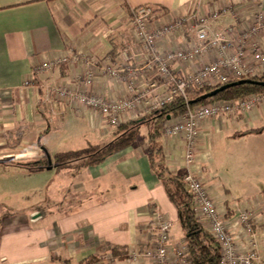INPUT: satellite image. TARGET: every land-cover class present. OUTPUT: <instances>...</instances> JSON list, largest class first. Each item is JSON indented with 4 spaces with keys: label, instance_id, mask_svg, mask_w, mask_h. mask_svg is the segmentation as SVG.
Returning <instances> with one entry per match:
<instances>
[{
    "label": "crops",
    "instance_id": "0c3cea01",
    "mask_svg": "<svg viewBox=\"0 0 264 264\" xmlns=\"http://www.w3.org/2000/svg\"><path fill=\"white\" fill-rule=\"evenodd\" d=\"M140 5L158 11L147 31L174 26L158 38L155 50L138 40L133 10ZM260 11L264 14V0H0V264H77L107 245L141 250L154 240L155 207L173 220L170 245L177 250L185 233L152 167L146 136L96 165L58 168L53 161L42 170H30L48 155L114 138L116 128L101 113L79 101L68 103L54 90L64 83L118 100L133 84L146 93L126 122L140 119L161 108L168 91L156 70L148 71L155 54L207 44L206 52L171 65L178 76L193 75L224 56L222 44H212L218 33L231 43L226 54L235 53ZM204 17L209 37L200 41L196 25ZM180 19L183 28H175ZM254 41L264 50V30ZM128 46L134 52L113 76L111 70ZM44 62L54 66L37 72ZM244 63L255 65L252 47L246 49ZM89 73L94 82L86 87L82 80ZM227 74L238 79L232 71ZM151 78L159 86L148 93ZM259 106L242 120L226 114L201 123L196 165L229 220L248 210L262 226L264 130L245 132L264 126V106ZM141 130L147 135L146 127ZM162 139L170 171L183 174L186 169L177 162L181 145L176 139L166 145L164 135ZM261 248L264 254V235ZM105 264L154 263L143 255Z\"/></svg>",
    "mask_w": 264,
    "mask_h": 264
},
{
    "label": "built area",
    "instance_id": "2783aa9c",
    "mask_svg": "<svg viewBox=\"0 0 264 264\" xmlns=\"http://www.w3.org/2000/svg\"><path fill=\"white\" fill-rule=\"evenodd\" d=\"M133 13L138 40L145 42L152 50H155L158 38L171 32L174 28V26L166 25L155 32L146 30L147 23L156 18L158 14L153 6L140 5L133 10ZM183 23L184 19L178 20L175 28L182 29ZM261 30H264V14L260 11L257 13L254 26L243 33L237 51L231 55L226 54L231 43L223 32L218 33L212 44H222L224 56L215 62L206 64L193 75L178 76L172 70L171 65L176 61L192 59L206 52L207 44H202L193 51L177 49L164 55L155 54L147 63L148 71L152 73L156 70L158 77L168 85V91L159 104L163 105L170 102L175 94L186 96L187 90L193 87L202 88L226 83L231 80L227 71H232L237 78L261 75L264 72V50L258 47L254 41V37ZM196 37L200 41L208 39V18L204 17L199 20L196 25ZM248 47H252L254 53V66H247L244 63ZM133 52L132 46H128L122 51L119 65L111 70L113 76H118L119 72L126 67ZM85 57L86 61L89 62V58ZM53 66L54 63L52 62H44L37 69V72L51 69ZM82 82L87 87L94 82V76L89 73L84 76ZM158 86V80L151 78L147 84V92L156 90ZM54 93L66 98L69 103L79 101L92 111H98L108 126L116 128L126 122L128 113L135 111L140 106L146 92L138 91L135 85L131 84L129 94L126 97L108 100L103 95L89 93L81 88L75 89L62 83L54 90ZM258 103H262L264 106V96L253 95L247 100L235 102L213 101L194 107L173 121L169 120L164 125L166 145L169 140L173 139L178 141L176 145H181V155L177 160L178 166L186 169L183 173L184 181L192 194L196 217L220 245L221 258L219 264H264V254L261 250L264 225L256 224L254 216L248 210H240L232 220L227 218L223 204L219 202V199L207 185L206 180L201 175V169L196 165L199 161V146L203 138L201 123L224 114L236 116L239 113H249ZM152 225L151 237L154 239L152 244L149 243L138 252L134 249L131 250L129 259L137 260L144 255L151 259L154 264H192L186 240L179 245L177 250L174 251L171 248L173 220L158 207L154 208ZM173 251L174 255H172ZM113 261V255L108 253L102 262L112 263Z\"/></svg>",
    "mask_w": 264,
    "mask_h": 264
},
{
    "label": "trees",
    "instance_id": "16d2710c",
    "mask_svg": "<svg viewBox=\"0 0 264 264\" xmlns=\"http://www.w3.org/2000/svg\"><path fill=\"white\" fill-rule=\"evenodd\" d=\"M166 12V9L163 8ZM264 95V72L256 76H243L216 86L193 87L187 90L186 96L175 94L170 102L164 103L161 108L133 121H128L116 127L114 138L104 145H89L81 150H71L56 153L52 161L58 167H67L78 164L80 167L96 165L105 161L113 153L132 146L140 136L141 129L146 127L149 144V156L152 167L164 188L175 205L192 264H219L221 249L214 236L200 223L195 215L192 194L184 181V174H173L167 163L163 145V127L165 123L176 118L194 107L208 104L213 101H244L252 95ZM261 128L248 129L245 132H260ZM161 139V143L158 142ZM30 170H42L49 165V159L34 163ZM53 165V164H52ZM106 252L113 255L114 261H125L129 257L130 249L127 246L107 245L98 255H90L77 264H105L102 257Z\"/></svg>",
    "mask_w": 264,
    "mask_h": 264
},
{
    "label": "rangeland",
    "instance_id": "374dc122",
    "mask_svg": "<svg viewBox=\"0 0 264 264\" xmlns=\"http://www.w3.org/2000/svg\"><path fill=\"white\" fill-rule=\"evenodd\" d=\"M252 96H253V95H252ZM252 96H251V97H252ZM257 96H264V95H260V94H258ZM249 98H250V97H249ZM249 98H248V99H249ZM68 103H69V102H68ZM259 105L262 106V103H258V104H256V107L259 106ZM256 107L254 106L253 109H255ZM259 107H260V106H259ZM253 109H251V110H253ZM225 116H226V114H224V115H222V116H220V117H225ZM241 116H242V118H241ZM247 116L250 117L249 113H246V114L239 113V114H236V116L234 115V116H232V117H235V118L237 117L236 119H238V120H242V119H245V117H247ZM226 117H227V116H226ZM238 117H240V118H238ZM248 117H247V118H248ZM176 118H178V117H176ZM174 119H175V118H173V119H169V120H170V121H173ZM169 120H168V121H169ZM168 121H167V122H168ZM258 123H260V122H258ZM164 127H165V126H164ZM164 127H163V129H164ZM144 131H145V130H142V131L140 132V136H139L138 139H141V138H143L144 136H146V138H147V135H145L146 132H144ZM163 131H164V130H163ZM158 142L161 143V139H158ZM208 154H209V153H208ZM152 226H153V225H152ZM151 239H152V238H151ZM131 250H133V249H130V251H131ZM134 250H136L137 252L140 251V250H137V249H134ZM129 255H130V253H129ZM129 257H130V256H129ZM113 262H114V261H113Z\"/></svg>",
    "mask_w": 264,
    "mask_h": 264
},
{
    "label": "water",
    "instance_id": "95a60500",
    "mask_svg": "<svg viewBox=\"0 0 264 264\" xmlns=\"http://www.w3.org/2000/svg\"><path fill=\"white\" fill-rule=\"evenodd\" d=\"M168 119H171V117L169 116ZM48 159H49V164L52 165L53 161L50 155H48Z\"/></svg>",
    "mask_w": 264,
    "mask_h": 264
}]
</instances>
